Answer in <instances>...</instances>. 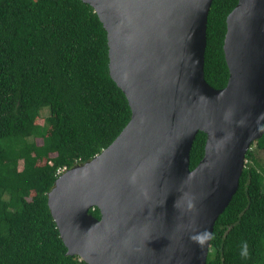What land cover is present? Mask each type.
<instances>
[{"label":"water","instance_id":"water-1","mask_svg":"<svg viewBox=\"0 0 264 264\" xmlns=\"http://www.w3.org/2000/svg\"><path fill=\"white\" fill-rule=\"evenodd\" d=\"M84 1L109 31L110 68L133 114L49 192L68 253L88 264H207L215 224L264 135V0H239L228 15L221 89L203 65L213 0ZM200 130L205 154L191 169Z\"/></svg>","mask_w":264,"mask_h":264},{"label":"trees","instance_id":"trees-1","mask_svg":"<svg viewBox=\"0 0 264 264\" xmlns=\"http://www.w3.org/2000/svg\"><path fill=\"white\" fill-rule=\"evenodd\" d=\"M238 2L213 0L209 13L203 65L216 89L230 79L227 18ZM132 114L111 73L108 30L92 4L0 0V264H88L68 253L49 192L60 169L108 148ZM206 142L200 130L191 169ZM256 149L264 150V135L248 150L239 189L215 224L207 264H264V161ZM90 212L101 218L98 207Z\"/></svg>","mask_w":264,"mask_h":264},{"label":"rangeland","instance_id":"rangeland-1","mask_svg":"<svg viewBox=\"0 0 264 264\" xmlns=\"http://www.w3.org/2000/svg\"><path fill=\"white\" fill-rule=\"evenodd\" d=\"M48 114H49L48 109H44V110L42 111V117L38 120V122H39L40 124H43V123L45 122V117H47ZM38 142H39V143H42V140H41V139H38ZM253 148H255V146H254ZM256 153H257V157L259 158V160H260V161H264V150L256 149ZM246 164H247V162H246ZM22 166H23V165H22V163H21V164H20V168H22Z\"/></svg>","mask_w":264,"mask_h":264},{"label":"clouds","instance_id":"clouds-1","mask_svg":"<svg viewBox=\"0 0 264 264\" xmlns=\"http://www.w3.org/2000/svg\"><path fill=\"white\" fill-rule=\"evenodd\" d=\"M94 8H95V7H94ZM95 9H96V8H95ZM96 11H97V10H96ZM97 12H98V11H97ZM106 28H107V27H106ZM107 30H108V29H107ZM108 36H109V31H108ZM109 44H110V52H111V48H112V47H111V43H110V36H109ZM110 63H111V57H110ZM111 73H112V71H111ZM112 76H113V74H112ZM113 77H114V76H113ZM114 79H115V77H114ZM115 80H116V79H115ZM116 81H117V80H116ZM117 83H118V82H117ZM66 170H68V169H66ZM66 170H65V171H66ZM65 171H64V172H65ZM61 174H62V173H61ZM61 174H60V175H61Z\"/></svg>","mask_w":264,"mask_h":264},{"label":"built area","instance_id":"built-area-1","mask_svg":"<svg viewBox=\"0 0 264 264\" xmlns=\"http://www.w3.org/2000/svg\"><path fill=\"white\" fill-rule=\"evenodd\" d=\"M65 170H66V167H65V168H62V169H60V170H59V173L61 174V173H63Z\"/></svg>","mask_w":264,"mask_h":264}]
</instances>
